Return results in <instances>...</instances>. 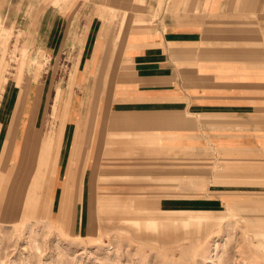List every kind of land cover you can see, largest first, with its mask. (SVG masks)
<instances>
[{
  "label": "crops",
  "instance_id": "0c3cea01",
  "mask_svg": "<svg viewBox=\"0 0 264 264\" xmlns=\"http://www.w3.org/2000/svg\"><path fill=\"white\" fill-rule=\"evenodd\" d=\"M124 1L142 25L136 24L131 15L125 22V14L119 16L114 28L106 27L97 16L77 21L48 8L32 31V41L38 49H44L51 62L62 56L78 60L77 75L88 65V74L75 85L95 91L94 111L89 116H84L81 109L84 99L74 95L71 88L65 99L62 93L60 98L61 110L70 101L72 120L80 112L79 125L71 121L64 126L58 161L60 172L63 168L69 174L78 164L85 171L79 186L80 218L88 201L90 218H101L102 213L115 208L151 211L137 218H213L219 212L241 207L247 195L222 188L207 194L206 186L209 175L218 187L243 186L226 178L232 174L229 171L233 165L241 168L229 177L231 180H247V175L238 174L246 170L258 172L250 175L252 180H264V0H138L139 5L137 0ZM4 49L3 70L9 47L4 44ZM47 69H52L50 64ZM55 71L44 73L53 75ZM7 78L8 73L0 80L4 81L1 95L7 90ZM28 82L17 98L6 138L9 156L0 169L1 186L13 167L0 202V214L10 222L17 217V191L37 130L31 108L42 103V97L36 98L38 92L31 91L34 96L30 104L28 96L24 97ZM59 90L60 86L52 90L46 111L56 126L44 135L52 129L58 132L60 127V121L53 118ZM201 137L207 138L211 150L241 151L223 153L232 159L226 165L219 158L221 153L212 154L207 144H201ZM24 138L30 142L26 150L18 145ZM2 150L0 146V155ZM98 150H125L123 153L131 156L127 162L133 168L132 177L147 178L149 185L160 188L158 196L125 200L99 188L106 171L100 172L97 167ZM199 151L203 156L212 154L210 164L204 163L207 158L198 156ZM83 154L85 160L81 162ZM213 156L218 157L219 166L213 164ZM69 179L67 176L62 192L66 202L73 185ZM168 182H174L172 191L166 188ZM216 193H220V210L199 209L212 198L219 201L214 198ZM100 195H104V201H100ZM184 203L192 208H181Z\"/></svg>",
  "mask_w": 264,
  "mask_h": 264
},
{
  "label": "rangeland",
  "instance_id": "374dc122",
  "mask_svg": "<svg viewBox=\"0 0 264 264\" xmlns=\"http://www.w3.org/2000/svg\"><path fill=\"white\" fill-rule=\"evenodd\" d=\"M147 1L150 3L153 0ZM107 2H111V6H108ZM138 2L140 3L137 0L136 5H139ZM158 3L160 6L161 2ZM48 8H55L57 14L77 21L83 18L90 20L93 16H97L106 27L112 28L114 24H117L119 16L123 17L125 14V22L129 15L136 24L142 25L141 22H143L135 18L131 5L125 3L124 0H0V80L6 77L7 73L9 77L7 78L9 84L4 95H1L2 87L0 88V146L3 147L0 155V169L9 156L6 138L17 98L28 80L24 97L28 96L29 104L34 96L33 92H38L37 99L42 97L40 107L31 108L32 123L35 124L37 130L34 132L32 141L33 150L27 161L28 168L20 178L17 191L18 205L15 210L17 217H13L10 222L0 214V264H264V180H252L250 175L258 172L248 170L238 173L247 175V180H231L229 177L239 171L241 165L231 166L229 172L232 174H228L226 178L233 184L244 183L243 186L218 187L213 184L212 175H209L206 186L207 194L214 189L222 188L247 195L246 203L238 208L233 207L232 214L228 212L222 214L221 217L213 218H153L151 220L158 222L157 227L147 224L145 227H140V232L117 222L131 218L136 220L141 216L146 217L151 211H123L115 208L111 213L112 216L118 218L103 219L114 221L112 224H107L108 227L104 229L106 231L103 234L101 233L103 229L99 224L101 218H90L88 201L87 210H83V217L80 218L79 208H77L80 202L81 187L79 186L82 185L85 171L81 164H78L69 174L65 169L63 171V168L60 172L58 168L64 126L71 121L76 126L79 125L80 112L78 111L72 120L70 101L62 111L60 98L62 93V99H65L71 88L74 95L84 99L81 109L84 116H89L93 115L96 95L94 90H81L75 85L88 74V65L84 73L77 75L78 60L62 56L51 62L44 49L42 47L38 49L36 42L32 41V31L35 29L36 21ZM135 12L138 15L142 14L140 10ZM9 33H12V40L6 56L7 63L3 70L1 60L5 55L4 42ZM69 41L73 49L74 39ZM35 56L39 58V64L32 65L30 62ZM48 64L52 67L51 72L56 70L53 75L51 72L48 75L44 73L50 71L47 69ZM71 66L73 68L70 72ZM69 72L70 79L68 80ZM3 82L0 85L4 84ZM18 86H20L19 89H17ZM56 86H60L62 91H58L53 108V118L60 121V127L58 132L52 129L50 134L44 135L47 129L50 130L56 126V122L46 116L50 96ZM78 106L80 107V104ZM200 141L202 145L207 144L209 147L207 138L202 139L201 137ZM18 145L26 150L30 142L27 138L20 139ZM198 147L200 150L203 149L202 146ZM208 150L212 154L221 153L218 156L226 165L232 159L223 153L241 151L211 150L210 147ZM123 151L125 150H98L97 167L100 172L106 171V174L99 180L97 186L109 192H115L112 196L120 199L137 197L155 199L158 196L156 192L160 188L149 185L147 178L132 177L133 168L129 167L127 162L131 156L125 155ZM5 152H8L7 155H4ZM212 154L203 156V152H198V156L207 158L204 163L208 164L211 163L208 159L212 158ZM217 158V156L214 157L212 161L215 162L213 164L219 166L221 162L219 163ZM83 160H85L84 154L81 162ZM12 172L13 167H10L0 186V202L3 200L5 188L12 179ZM107 172H111L109 173L111 175ZM88 173H86V179ZM66 175L72 178L73 183L67 202L66 195H61L66 187ZM221 177H217V181ZM168 183L166 188L172 191L174 182ZM152 189L155 191L150 192L149 190ZM55 192V197L51 199V194ZM137 193L142 195H136ZM216 194L214 198H218L219 201H211L212 198L208 203L202 204L199 209L220 210L222 208L220 193ZM237 196L234 195L235 198ZM99 197L100 201L105 200L104 195ZM198 199H204V197ZM181 208L192 207L184 203ZM137 220H147V218H137ZM172 220L182 221L183 224L179 227L173 226L171 225ZM196 225H201V227L197 228ZM210 260H212L211 263H209Z\"/></svg>",
  "mask_w": 264,
  "mask_h": 264
},
{
  "label": "bare ground",
  "instance_id": "6f19581e",
  "mask_svg": "<svg viewBox=\"0 0 264 264\" xmlns=\"http://www.w3.org/2000/svg\"><path fill=\"white\" fill-rule=\"evenodd\" d=\"M11 40H12V33H9V35L7 36V38H6V40H5V46L6 47H9V45H10V42H11ZM43 51V50H42ZM32 65L34 64V65H37V64H39V58L38 57H33V60L30 62ZM40 166V165H39ZM59 166V165H58ZM57 166V167H58ZM59 168V167H58ZM56 193V192H55ZM61 195H62V193H61ZM54 197H55V194L53 195ZM52 196V197H53ZM228 212H232V209H228V211H225V212H219V217H221L222 216V214H227ZM261 212H263V211H261ZM246 213H248V212H246ZM232 214V213H231ZM245 214V213H244ZM102 215V217H101V219L99 220V224H100V227H101V229H103L102 230V232L101 233H103L104 234V232L106 231V230H104V229H106L107 227H108V225L107 224H112V223H114V221L113 220H103L104 218H111V217H108V215H106V214H104V213H102L101 214ZM231 218V217H230ZM117 223H119V224H124L125 226H127V227H131V228H135L136 229V231H140L141 232V226H143V227H145V225H147V224H151V225H153L154 227H157V221L156 220H151V219H147V220H137V218H136V220H132V218L131 219H127V220H119ZM210 223V222H209ZM105 224V225H104ZM183 223H182V221H178V220H172L171 221V225H173V226H176V227H179V226H181ZM209 225V224H208ZM191 227H194V226H191ZM196 227L197 228H199V227H201V225H196ZM195 227V228H196ZM100 230V229H99ZM144 232V231H143ZM211 233V232H210ZM212 234V233H211ZM102 235V234H101ZM103 236V235H102ZM104 237V236H103ZM207 242V241H206ZM209 247V246H208ZM211 247V246H210ZM208 250V249H207ZM212 262V260H210L209 261V263H211Z\"/></svg>",
  "mask_w": 264,
  "mask_h": 264
}]
</instances>
